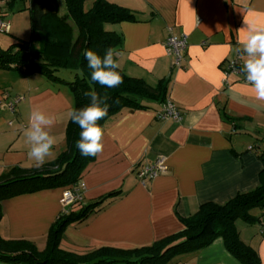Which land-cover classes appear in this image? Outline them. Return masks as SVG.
I'll list each match as a JSON object with an SVG mask.
<instances>
[{
  "label": "crops",
  "instance_id": "crops-1",
  "mask_svg": "<svg viewBox=\"0 0 264 264\" xmlns=\"http://www.w3.org/2000/svg\"><path fill=\"white\" fill-rule=\"evenodd\" d=\"M107 1L137 19L104 26L122 38L116 54L119 70L152 89L168 81L166 99L178 109L181 120L158 121L155 115L161 104L149 102L144 103L146 110L125 109L105 122L103 151L79 180L81 204L114 192L119 195L65 229L59 247L76 255L101 248L138 249L174 235L182 230L179 219L192 216L202 204L222 205L256 188L263 169L259 154L264 152V100L256 98L243 72L226 75L225 68L235 61L241 69L247 59L240 54L241 35L247 25L264 26V0ZM169 29L187 36L180 69L171 68L165 54ZM16 97L23 100L10 114L3 104ZM37 107L54 117L48 131L56 143L45 165L65 150L73 97L68 88L40 75L22 79L0 70V178L13 168H39L28 155L24 135ZM160 158L166 173L141 186L137 170ZM64 190H41L1 201L0 238L25 241L43 252L57 218L79 209L62 206ZM254 215L259 218L261 212ZM236 223L240 241L264 264V228ZM175 259L173 264H240L222 239Z\"/></svg>",
  "mask_w": 264,
  "mask_h": 264
},
{
  "label": "trees",
  "instance_id": "trees-1",
  "mask_svg": "<svg viewBox=\"0 0 264 264\" xmlns=\"http://www.w3.org/2000/svg\"><path fill=\"white\" fill-rule=\"evenodd\" d=\"M19 1L23 0H8L0 8L1 21H5ZM26 1L30 40H15L7 49H0L1 71L15 72L22 79L40 75L52 84L67 87L73 97V108H82L88 104L89 98L84 93L95 90L103 97L108 109L107 115L97 121L102 129L109 118L122 110H146L148 107L144 103L165 102L168 81L163 80L152 89L142 80L129 78L118 69L123 82L109 89L94 83L90 78V69L84 59L85 51L92 50L103 55L105 50L111 49L116 58L122 38L106 31L104 26L137 22L131 11L107 0H91L90 8L85 11L87 0H62L64 12L61 14L59 0ZM33 45H36L35 50ZM61 70L75 73L73 81L65 82L56 77L55 74ZM79 132V127L69 118L65 128V150L53 162L31 170L13 168L2 176L0 203L21 194L67 189L77 184L86 167L95 160V156H82L75 147ZM259 159L263 169L256 188L238 194L222 205L202 204L192 216L179 219L182 225L180 232L150 246L132 250L101 248L85 255L60 249L65 229L96 213L104 202L119 195V192H114L91 204L70 206L79 209L68 211L57 218L48 231L43 252H38L34 245L25 241H5L0 238V263L169 264L177 257L196 253L210 246L216 239H222L226 251L240 264H261L256 253L240 241L235 227L237 221L259 225V219L264 215V152L259 154ZM256 212H261L259 218L254 215Z\"/></svg>",
  "mask_w": 264,
  "mask_h": 264
},
{
  "label": "clouds",
  "instance_id": "clouds-1",
  "mask_svg": "<svg viewBox=\"0 0 264 264\" xmlns=\"http://www.w3.org/2000/svg\"><path fill=\"white\" fill-rule=\"evenodd\" d=\"M242 48L240 54L247 57L240 71L244 79L252 87L258 100H264V26L254 24L246 26V32L241 35ZM84 59L90 69V78L105 88H116L123 81L119 64L111 49L100 55L92 50H86ZM89 103L82 108H73L69 113L72 123L79 129V139L75 147L82 156H96L103 151V129L97 124L107 115V106L103 97L95 90L84 93ZM54 124V117L39 107L33 109L29 116L28 127L24 130L26 142L30 145L28 155L36 167L42 166L56 143L48 129Z\"/></svg>",
  "mask_w": 264,
  "mask_h": 264
},
{
  "label": "built area",
  "instance_id": "built-area-1",
  "mask_svg": "<svg viewBox=\"0 0 264 264\" xmlns=\"http://www.w3.org/2000/svg\"><path fill=\"white\" fill-rule=\"evenodd\" d=\"M8 0H0L1 3L5 4ZM10 32V24L7 21L0 20V34H8ZM165 54L171 59V68L180 69L184 61V53L187 48V36L184 34H175L171 29L168 31V37L164 44ZM225 74H236L239 73V65L237 62L232 61L227 63ZM23 98L16 97L8 103L3 104V109L7 110L10 114L15 113L16 105L21 102ZM156 119L160 122L174 121L179 122L181 120V114L175 105L165 100L161 104V109L156 112ZM166 166L162 158L157 159L152 165H145L138 169L136 172V178L141 186L145 187L146 183L166 173ZM83 202V188L79 182L70 188L63 191L61 197V204L64 207H70L75 204ZM67 212L64 211L63 214ZM260 228H264V215L259 219Z\"/></svg>",
  "mask_w": 264,
  "mask_h": 264
},
{
  "label": "rangeland",
  "instance_id": "rangeland-1",
  "mask_svg": "<svg viewBox=\"0 0 264 264\" xmlns=\"http://www.w3.org/2000/svg\"><path fill=\"white\" fill-rule=\"evenodd\" d=\"M61 1L62 0H59L60 13H62L61 8L63 9V5ZM90 3H91L90 0H87V2L84 5L85 11H87L90 8V5H91ZM27 7H28V3L26 0H23L22 2L19 1L14 11L12 13H9L7 17L5 18V21L9 22L11 29L8 35L0 34V49L1 50L7 49L9 45L15 42V40H20V41L30 40L31 29H30L29 13L26 10ZM35 49H36V45H33V50ZM12 73H15V72H12ZM74 75L75 73L69 72L66 70H61L55 74L56 77L64 80L65 82H72L74 79ZM8 93L12 95L10 90ZM236 224H238L239 226V224H242V223L240 221H237ZM175 260L176 259L171 261L169 264H173Z\"/></svg>",
  "mask_w": 264,
  "mask_h": 264
}]
</instances>
